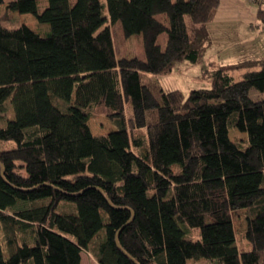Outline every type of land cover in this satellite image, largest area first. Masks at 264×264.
Listing matches in <instances>:
<instances>
[{"label": "trees", "instance_id": "16d2710c", "mask_svg": "<svg viewBox=\"0 0 264 264\" xmlns=\"http://www.w3.org/2000/svg\"><path fill=\"white\" fill-rule=\"evenodd\" d=\"M39 1L0 0L50 24L42 34L0 16V115L7 101L14 111L0 140L15 142L0 147V264H82L95 239L100 264H264V97L251 96L264 93V60L212 59L210 85L187 94L158 80L202 59L221 0ZM112 24L143 52L118 57ZM91 106L115 129L94 133Z\"/></svg>", "mask_w": 264, "mask_h": 264}, {"label": "rangeland", "instance_id": "374dc122", "mask_svg": "<svg viewBox=\"0 0 264 264\" xmlns=\"http://www.w3.org/2000/svg\"><path fill=\"white\" fill-rule=\"evenodd\" d=\"M48 0H40L39 7L44 9ZM264 0H222L218 6L215 16L208 22V29L211 33V42L205 50L202 59L197 62L189 60H179L173 70L169 73L158 75L161 86L166 90L180 89L187 94L192 88L206 87L210 85V80L205 76V69L209 67L212 59H217L222 63L258 62L264 60V19L259 16L258 10ZM0 16L4 25L12 27L20 24H27L35 30L46 34L50 30L49 23H39L32 13H21L8 9L6 4L0 6ZM112 33L115 49L118 57L123 52L131 56L142 53L141 40L137 36L123 38L118 24H112ZM166 34L161 37L162 43ZM256 67V66H255ZM251 67L233 69L231 73L236 79ZM254 68V67H252ZM251 96L256 99L264 97V93L253 89ZM89 123L94 133L103 134L115 129V122L99 108H90ZM14 111L10 101L6 103L5 111L0 115V126L6 125L9 118L13 117ZM143 135V131L138 132ZM231 140L246 147L248 135L245 131L232 127L229 131ZM15 145L13 140H0V147L9 148ZM134 149V148H133ZM69 209L70 204H64ZM233 223L236 231L237 245L240 251L249 250L251 242L246 237L248 225L246 209L233 212ZM29 235V232L26 234ZM187 236L194 239L200 238V229H191ZM27 237L21 233L20 239ZM5 233L0 223V244L4 249L6 246ZM97 239L90 250L82 251V264H100L96 258ZM187 264H217L214 260L206 258L189 259Z\"/></svg>", "mask_w": 264, "mask_h": 264}, {"label": "crops", "instance_id": "0c3cea01", "mask_svg": "<svg viewBox=\"0 0 264 264\" xmlns=\"http://www.w3.org/2000/svg\"><path fill=\"white\" fill-rule=\"evenodd\" d=\"M222 1V0H221Z\"/></svg>", "mask_w": 264, "mask_h": 264}]
</instances>
